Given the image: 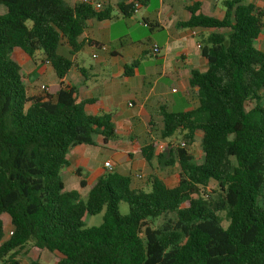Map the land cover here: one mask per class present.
<instances>
[{"label":"trees","instance_id":"16d2710c","mask_svg":"<svg viewBox=\"0 0 264 264\" xmlns=\"http://www.w3.org/2000/svg\"><path fill=\"white\" fill-rule=\"evenodd\" d=\"M128 1L116 5L123 18L149 2ZM0 6V262L8 256V264H17L16 255L29 245L53 254L54 264H264V51L254 46L264 8L225 0L221 18L195 6L177 23L230 30L201 41L207 67L189 74L193 108H161L148 122L153 138L139 141L148 166L155 160L178 168L177 184L168 187L150 175L146 191L133 186L130 173L107 172L82 199L64 189L69 150L94 146L96 137L105 145L117 132L110 114H87L84 105L92 101L79 100L64 81L87 23L110 20L111 11L92 0H0ZM14 50L30 59L42 54L57 84L29 94L10 58ZM136 66H125V75ZM178 135L180 144L159 149L160 141ZM198 136L203 156L195 164L186 147ZM120 203L127 214L119 213ZM101 212L99 225H85V217Z\"/></svg>","mask_w":264,"mask_h":264},{"label":"crops","instance_id":"0c3cea01","mask_svg":"<svg viewBox=\"0 0 264 264\" xmlns=\"http://www.w3.org/2000/svg\"><path fill=\"white\" fill-rule=\"evenodd\" d=\"M66 1L73 4L81 0ZM92 1L93 4L95 2L102 3L110 11L113 8L117 10L116 5L119 3H114L112 0V5H110L109 0ZM224 1L158 0V7L154 12L146 13L142 19L155 26L153 32L162 31L163 37L159 41L148 38L147 43L145 42L146 45L141 46L132 45L130 39L125 38L122 42L119 38H112L109 20L101 22L92 20L87 23V29L79 37V41L83 43L82 50L75 54V68L69 71L64 83L65 86L76 90L79 100L92 101L84 105L87 114H110L117 138L102 145V139L96 137L94 146L77 145L69 150L67 154L68 166L63 169L67 170L72 180L70 187H67L63 180L65 191L78 193V189H82L86 194L88 187L97 178L107 173L104 168L105 162L113 163L112 172L122 175L132 174L134 187L147 188V186L146 188L140 186L139 182L148 180L150 171L155 169V160L151 162V167L148 166L139 153V141L153 138L148 127L150 115L159 112L161 108L172 112H187L193 108L196 101L193 90H190L188 86L189 74L192 70L205 71L207 67L198 46L202 39L211 32L223 35L230 33L228 29L219 31L183 29L179 28L177 23L189 17L187 8L195 6L204 14L221 18L224 12ZM120 2L127 4L129 1L122 0ZM245 4L264 8V0H245ZM140 11L141 9L136 13ZM263 37L264 33L261 32L257 40ZM192 40L194 46L190 44ZM128 41L129 43H126ZM90 42H94L99 48L92 47ZM152 44L159 47L157 55L151 53ZM102 47H105L106 50H101ZM35 55L39 57L30 59L22 54L20 61L15 60L20 67V74L21 71L24 72L25 86H30L33 89L29 93L32 95L40 93L41 87L49 89L57 84V78L50 65L41 63L42 54ZM93 55H96V58H93ZM87 57L93 63H88ZM152 57L158 61L152 64L150 62ZM132 63H136L137 66L132 68V71L128 70L131 76H126L124 67L130 66ZM80 69L85 70L86 78L80 74ZM33 72L39 74V81L30 80L29 76ZM21 76L24 78L22 74ZM100 146L103 147L102 149H111L112 151L121 148L122 151L113 152L110 156L111 159H103L104 154ZM96 149L99 152L95 154ZM124 156L129 167L127 172L120 173L117 170L123 164L126 165V163H120ZM137 175L140 178H136ZM80 182L84 183V188L79 187ZM164 183L166 184L165 181Z\"/></svg>","mask_w":264,"mask_h":264},{"label":"rangeland","instance_id":"374dc122","mask_svg":"<svg viewBox=\"0 0 264 264\" xmlns=\"http://www.w3.org/2000/svg\"><path fill=\"white\" fill-rule=\"evenodd\" d=\"M106 1V0H105ZM122 0H113L114 3L116 2H120ZM110 5H112V0H109ZM102 5V3H101ZM102 7L104 8V5H102ZM158 7V0H149L148 5L146 6V8H142L141 11L139 13H135L133 17L131 18H123L119 15L118 10H116L115 8L112 9V11L110 12V16L111 19L109 20V24L111 26V37L112 38H119L122 42H124L123 40L126 38L127 40L130 39L132 45L135 46H141V45H146V41L148 38H152L155 41H159L162 37H163V32L162 31H157V32H153L152 30L150 31L149 27L145 24H143V19L146 15V13L151 14L152 12H154V10ZM5 12V9L0 6V15L3 14ZM131 20V21H130ZM128 22H132V23H128ZM153 32V33H152ZM264 33V30L262 31V34ZM146 42V43H145ZM126 43H129L126 42ZM191 46H194V41H191ZM254 46L255 48L264 51V37L260 40H256L254 42ZM22 56V54L15 50L10 58L15 61H20V57ZM38 55H35L34 58H38ZM86 61L88 63H93V61L87 57ZM156 61H158V59H155L154 57L150 58V62L153 64ZM21 74L23 75L24 78H22V83L24 85H26V80H25V75L24 72L21 71ZM38 73L37 72H33L29 77L31 81H39V77H38ZM41 79V78H40ZM48 80V79H47ZM45 81V80H44ZM28 92L31 93L33 89L30 88V86H27ZM42 89V88H41ZM40 89V91H41ZM170 142L173 146H177L178 144H180L182 142L181 137L175 136L170 138L169 140L166 141H160L159 143V149H163L166 144ZM101 150H103V154L104 157L103 159H111L110 156L111 154L114 152H121L122 149L119 148L117 151H112L111 149H102L103 147L100 146ZM186 149L188 150L190 157L192 158V161L195 164H199L202 161V152L200 149V138L199 136L194 140L193 144L190 147H186ZM96 152L98 153V149H96ZM100 157V156H98ZM115 161V160H114ZM111 164H113L112 162H110ZM120 163H126L123 164L119 170H117L120 173H124V171L127 172L128 170V163L126 162V157H122V160L120 161ZM125 165V166H124ZM154 171H150L149 175H154L157 177H160L161 179H163L166 184L171 187L173 185L176 184L177 180H178V168L176 166L173 167H163V166H158L156 162H154ZM64 172V176H63V180L65 181L67 187H70V181L72 180V177L67 173L66 169H63ZM125 172V173H126ZM140 186H143L146 188L147 181L145 182H139ZM146 191L148 190L147 188L145 189ZM78 194L80 195V197L82 199H84V190L82 189H78ZM257 205L261 206L262 205V200H257ZM119 213L121 215H125L128 212V207L125 203H120L119 204ZM222 217H224L223 214H220ZM102 216H103V212H101L98 215L95 216H91V217H85L83 219V222L85 223V225L87 227H92V226H97L102 222ZM3 223H4V230L5 233H7L8 231V226H7V218L3 217ZM223 225L226 226L227 222L226 220H223ZM8 257V256H7ZM7 257L4 259L3 262H0V264H8L7 263ZM14 261L17 262V264H32L36 263V264H54L53 261V254L43 251L42 253H38L34 250H32L30 248L29 245H27L22 251H20Z\"/></svg>","mask_w":264,"mask_h":264},{"label":"built area","instance_id":"2783aa9c","mask_svg":"<svg viewBox=\"0 0 264 264\" xmlns=\"http://www.w3.org/2000/svg\"><path fill=\"white\" fill-rule=\"evenodd\" d=\"M95 8L96 9H99L100 8V5L99 4H95ZM101 50L104 51V50H106V48L105 47H102ZM151 53L154 54V55H157L159 53V47L156 44H152L151 45ZM92 57L93 58H96V55H93ZM41 88L43 89L44 87H41ZM104 168H105V170L107 172H112L113 165L110 162H105L104 163ZM136 178H140V176L137 175Z\"/></svg>","mask_w":264,"mask_h":264}]
</instances>
